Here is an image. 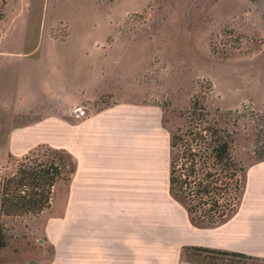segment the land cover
Segmentation results:
<instances>
[{
	"label": "crops",
	"instance_id": "crops-1",
	"mask_svg": "<svg viewBox=\"0 0 264 264\" xmlns=\"http://www.w3.org/2000/svg\"><path fill=\"white\" fill-rule=\"evenodd\" d=\"M53 3L0 0V124L37 118L7 129L29 152L44 126L56 132L63 122L72 160L64 211L33 230L31 255L8 245L0 264H201L195 247L249 257L225 264H264V157L244 160L237 205L213 223H200L169 194L168 168L162 196L153 164L161 109L144 102L136 73L112 67L119 58L105 53L103 37L72 38L69 20L51 15ZM62 21L67 34L54 40L49 30ZM103 96L109 100L95 106Z\"/></svg>",
	"mask_w": 264,
	"mask_h": 264
},
{
	"label": "rangeland",
	"instance_id": "rangeland-1",
	"mask_svg": "<svg viewBox=\"0 0 264 264\" xmlns=\"http://www.w3.org/2000/svg\"><path fill=\"white\" fill-rule=\"evenodd\" d=\"M51 15L69 20L72 38L84 37L86 32L103 37L105 53L119 58L112 67L122 74L136 73L144 102L161 109L160 154L153 164L162 196L167 188L171 132L186 126V112L195 97L236 131L237 160L244 164L250 157H264V0H55ZM66 34L63 21L49 30L58 41ZM108 100L103 96L94 105ZM33 119L37 118L25 113L13 125L0 124V175L13 172L17 160L28 152L23 151L24 140L7 139L8 127H23ZM55 127L56 132L44 126V140L30 150L63 154V122ZM67 173L63 170L53 187L51 206L40 215L0 219L7 228L6 246L31 253L33 230H42L50 214L64 211ZM169 194L173 195L171 190ZM198 259L201 264L234 261L208 252H200Z\"/></svg>",
	"mask_w": 264,
	"mask_h": 264
},
{
	"label": "trees",
	"instance_id": "trees-1",
	"mask_svg": "<svg viewBox=\"0 0 264 264\" xmlns=\"http://www.w3.org/2000/svg\"><path fill=\"white\" fill-rule=\"evenodd\" d=\"M235 141L236 131L213 116L198 97L190 102L186 126L171 132L170 190L202 224L227 216L237 205L245 168L235 157ZM33 150L17 160L13 172L0 175V219L40 215L51 206L53 187L63 170L67 173L70 166L65 179L71 171L72 160L65 152ZM5 225L0 221V250L8 243ZM193 249L249 258L236 252Z\"/></svg>",
	"mask_w": 264,
	"mask_h": 264
},
{
	"label": "built area",
	"instance_id": "built-area-1",
	"mask_svg": "<svg viewBox=\"0 0 264 264\" xmlns=\"http://www.w3.org/2000/svg\"><path fill=\"white\" fill-rule=\"evenodd\" d=\"M77 115H79V116H83V115H85V109H81V107H79V108L77 109Z\"/></svg>",
	"mask_w": 264,
	"mask_h": 264
}]
</instances>
